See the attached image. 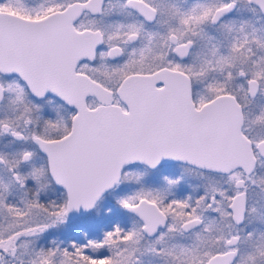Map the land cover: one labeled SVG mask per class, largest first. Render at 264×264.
<instances>
[{
	"label": "flooded vegetation",
	"instance_id": "1",
	"mask_svg": "<svg viewBox=\"0 0 264 264\" xmlns=\"http://www.w3.org/2000/svg\"><path fill=\"white\" fill-rule=\"evenodd\" d=\"M86 1L0 0V4H5L0 12L27 21H38L49 14L62 11L70 4H82ZM127 1L104 0L98 15L83 11L72 23L76 33L90 31L99 34V44L92 59L76 61L73 74L83 76L100 86L109 95L110 103L118 105L123 111L124 107L116 97L121 81L130 75H147L159 69L176 70L189 78L180 66L187 63L193 49L192 41L180 40L173 32H161L164 29L162 26L168 22L159 18L152 0H135L153 10V18L149 22L126 8ZM229 2L235 3V9L216 24L211 23V14L209 23L212 27L237 11L238 3L235 1H228L217 8ZM112 4L118 6V16L108 14L104 17L106 8ZM246 4L264 20L255 6L248 4L247 0ZM98 18H103L107 27L109 21L119 25L118 33L108 37L104 32L105 26L89 24L90 20ZM181 19L182 22H189L188 18ZM155 25L159 28L155 29ZM187 41L191 42V48L185 59H179L174 55V49ZM78 45L74 38L62 40V34L58 32L55 23L26 27L9 23L0 26V123H7L8 134L16 144L22 142L30 132L31 104L40 105L49 101L62 106L66 111L64 119L56 118L50 113L44 114V127H40L39 134L34 137L52 141L69 132L75 110L49 95L35 99L28 86L30 82H43L46 77L49 80L56 79L58 75L61 77L63 69L70 71L74 57H77ZM250 58L253 60V55ZM238 68H248L254 74L235 75L233 86L228 92H218L214 85L215 90H211L213 87L206 82H201L200 87L194 88L189 78L190 94L195 109L218 95L232 96L241 118V134L249 143L254 160L252 169L244 172L240 168H234L229 173L218 174L181 163L160 165L153 169L136 165L139 174L133 179V183L139 191L138 199L132 207L123 205L132 224H128L125 215H118L117 246L122 251L123 260L128 258L126 250L131 249L135 264H208L214 256L227 253H233L229 264H264V64L254 63ZM250 81L255 83L253 95H249ZM84 104L88 110H92L98 102L94 97L87 96ZM6 146L7 152H14ZM23 154L28 153H22L21 156ZM38 155L42 159L44 180L52 184L47 174L46 160L40 153ZM158 174L163 176H157ZM240 195L243 212L240 216L233 213L232 219L228 207L232 199L234 201ZM104 198H107L106 193L100 197L95 207ZM106 201L105 207L108 206V199ZM140 201L153 205L156 212L143 209L135 213L133 209ZM67 241L81 244L71 236ZM0 255L3 256V264H13L5 256V250L1 249Z\"/></svg>",
	"mask_w": 264,
	"mask_h": 264
},
{
	"label": "water",
	"instance_id": "2",
	"mask_svg": "<svg viewBox=\"0 0 264 264\" xmlns=\"http://www.w3.org/2000/svg\"><path fill=\"white\" fill-rule=\"evenodd\" d=\"M104 0L73 3L59 12L38 21H27L0 12V26L13 24L34 26L56 24L65 38L78 41L77 57L70 71L61 77L29 83L35 99L49 95L75 110L69 132L57 140L31 139L37 152L46 160L47 174L53 186L63 191V216L72 220L88 214L100 197L116 187L121 172L129 166L153 169L160 165L181 163L195 169L226 174L234 168L244 172L252 169L254 160L249 143L241 134V118L231 95L221 94L198 109L193 107L189 78L176 70L159 69L147 75H130L119 84L116 97L124 107L109 101V95L87 78L73 74L76 61L91 60L99 44L98 32L76 33L72 23L83 11L98 15ZM264 17V0H247ZM126 8L145 21L153 18V10L141 2L128 0ZM235 3L214 10L211 23L216 24L235 9ZM187 41L174 49V55L185 59L191 48ZM160 85V87H157ZM255 83L249 82V95ZM94 97L98 105L88 110L84 100ZM1 99V92H0ZM23 154L20 162L27 163ZM156 212L153 205L140 201L133 211ZM240 216L242 196L232 199L228 207ZM233 253L217 255L208 264H229Z\"/></svg>",
	"mask_w": 264,
	"mask_h": 264
},
{
	"label": "rangeland",
	"instance_id": "3",
	"mask_svg": "<svg viewBox=\"0 0 264 264\" xmlns=\"http://www.w3.org/2000/svg\"><path fill=\"white\" fill-rule=\"evenodd\" d=\"M152 1L159 18L168 22L162 26L164 29L161 32H173L180 40L193 42L189 59L180 68L189 76L194 88L206 82L211 87L216 86L218 92H228L233 86L235 75L254 74L250 69H241L239 66L264 64V20L246 4V0H196L194 11L199 20L195 19L194 22L190 21L188 7H183L188 6L189 0ZM228 1L238 3L237 11L212 27L209 23L212 12ZM3 7L5 4H0V9ZM118 13V6L112 4L106 8L104 17ZM181 17L188 18L189 22H182ZM102 19L90 20L89 24L105 26L103 30L108 37L118 33L119 25L108 20L107 27ZM157 27L155 25V29ZM252 55L253 60L250 58ZM212 89L215 90L214 87ZM37 109L42 114L50 113L56 118L64 119L66 116L62 106L49 101L40 104ZM39 119L33 117L30 107V132L17 144L8 134L7 123H0V250H5V256L13 264L19 261L22 262L19 264H46L48 261L51 264H135L132 250H126L128 258L123 260L122 251L117 246L118 215H125L128 224H132L123 205L132 207L138 199L139 191L133 179L138 176L139 170L136 168L121 175L114 188V194L120 198L117 209L104 210L110 195L85 216L73 220L66 219L62 212L53 216L37 204L51 190L49 183L44 180L42 166L40 168L42 159L31 145V139L39 134L40 127H44L45 121ZM6 145L15 152H10L8 157L3 153L8 150ZM25 152L30 155V161L21 163L20 156ZM113 235L115 238H112ZM70 236L81 244L69 243L67 240ZM48 237L52 240L49 241ZM2 261L3 256L0 255V264H3Z\"/></svg>",
	"mask_w": 264,
	"mask_h": 264
},
{
	"label": "trees",
	"instance_id": "4",
	"mask_svg": "<svg viewBox=\"0 0 264 264\" xmlns=\"http://www.w3.org/2000/svg\"><path fill=\"white\" fill-rule=\"evenodd\" d=\"M194 4H197L196 0H189L188 6H183V7H188V9H187L188 12L187 13L189 14L190 21H193V22H194L195 19H197V21L199 20V18L197 16V12L194 11ZM38 106L39 105H37V104H31L30 105L31 113H32L33 117H35L36 119H39L38 117H40L39 115H41L40 119L42 121H44V120H46V117L44 116V114H42L37 109ZM34 150L38 154V152H37V150L35 148H34ZM1 152H3V151H1ZM3 153H4V155H7L6 157H8V155L10 154V152H7V151H4ZM41 166H42V163L40 164V168H41ZM136 168H138V166H136V165L129 166V167L125 168L123 172L130 171V170H133V169H136ZM49 185H50V188H51L49 194H46L45 197L40 198L37 201V204L42 209L46 210L48 213H51L53 216H56L57 214L62 212V210L64 209L65 198H64V194H63V192L61 190L56 189L52 184H49ZM114 193H116L115 189L111 190L109 192H106V196L109 197L111 195V197L108 200V206L105 207L104 210H115L119 206L120 198H118V196H116ZM113 194L115 195L114 197H112ZM103 235H104V233H103ZM101 237L102 236H100V238ZM48 239H49V241L52 240L51 237H48ZM46 253L48 254L47 250H46ZM61 253H62V251H61ZM20 263H22V262H20ZM47 264H51V262L48 261Z\"/></svg>",
	"mask_w": 264,
	"mask_h": 264
}]
</instances>
